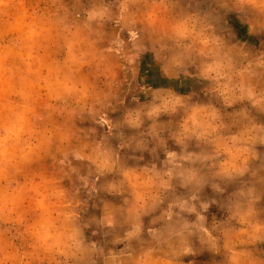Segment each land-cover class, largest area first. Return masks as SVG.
<instances>
[{
	"label": "clouds",
	"instance_id": "clouds-1",
	"mask_svg": "<svg viewBox=\"0 0 264 264\" xmlns=\"http://www.w3.org/2000/svg\"><path fill=\"white\" fill-rule=\"evenodd\" d=\"M14 7L0 0L5 63ZM43 16L57 87L22 80L0 110V180L26 156L70 179L59 264H264V0H48Z\"/></svg>",
	"mask_w": 264,
	"mask_h": 264
},
{
	"label": "rangeland",
	"instance_id": "rangeland-1",
	"mask_svg": "<svg viewBox=\"0 0 264 264\" xmlns=\"http://www.w3.org/2000/svg\"><path fill=\"white\" fill-rule=\"evenodd\" d=\"M10 2L17 5L8 14L9 26L16 29L11 35L22 39L18 45L20 56L15 61L10 59L5 63L0 54V110L6 103L13 105L18 98L17 94L25 90L22 80L31 85L27 90L46 99L57 87L58 79L53 64L56 45L47 38L49 25L43 16L48 0ZM3 14L0 10V17ZM244 34L247 35L246 30ZM114 43L119 51L120 42ZM252 44L258 46L259 42L253 40ZM134 59V56L129 57L130 62ZM145 72L151 74L147 66ZM179 87L187 88L188 92L195 88L197 94L192 96L193 101L211 99L199 92V86L192 85V82L183 83ZM141 91L152 94L163 90L144 87ZM244 92L242 89V95ZM246 96L252 100L253 91L247 89ZM3 144V129L0 128V153ZM233 146L237 149L245 147L238 140ZM57 164L64 167L63 162L58 161ZM69 184V178L61 179L57 174L56 164L52 160L45 158L32 162L30 156L16 164L14 174L7 184L0 180V264H59L65 259L61 252L60 221L72 211L71 194L65 192ZM56 190L59 195L54 194L53 201L49 200L51 193ZM45 196L47 199H44ZM51 205H54L53 209ZM210 212L217 216L222 214L215 207ZM198 259L204 261L207 256Z\"/></svg>",
	"mask_w": 264,
	"mask_h": 264
},
{
	"label": "crops",
	"instance_id": "crops-1",
	"mask_svg": "<svg viewBox=\"0 0 264 264\" xmlns=\"http://www.w3.org/2000/svg\"><path fill=\"white\" fill-rule=\"evenodd\" d=\"M53 188H54V187H53ZM51 194H52V196H51V198H49V200H51V201H53L54 194L59 195V193H58L57 190L55 191V193H51ZM44 199H47V196H45ZM50 207H51V209H53V208H54V205H51ZM49 210H50V209H49ZM52 215H53V212H52ZM52 215H51V217H52Z\"/></svg>",
	"mask_w": 264,
	"mask_h": 264
}]
</instances>
